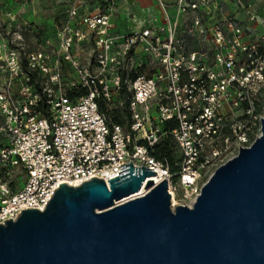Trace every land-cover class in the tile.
I'll return each mask as SVG.
<instances>
[{
  "label": "built area",
  "instance_id": "built-area-1",
  "mask_svg": "<svg viewBox=\"0 0 264 264\" xmlns=\"http://www.w3.org/2000/svg\"><path fill=\"white\" fill-rule=\"evenodd\" d=\"M59 1L35 51L0 42V225L44 211L61 184L108 185L130 162L192 207L203 178L261 135L264 0H155L144 19L130 0ZM121 11L135 22L124 33ZM101 103L130 118L110 123ZM168 136L175 171L155 156Z\"/></svg>",
  "mask_w": 264,
  "mask_h": 264
},
{
  "label": "water",
  "instance_id": "water-1",
  "mask_svg": "<svg viewBox=\"0 0 264 264\" xmlns=\"http://www.w3.org/2000/svg\"><path fill=\"white\" fill-rule=\"evenodd\" d=\"M107 183L61 184L44 211L0 225V264H264L261 135L220 166L192 207L172 206L168 182L121 165Z\"/></svg>",
  "mask_w": 264,
  "mask_h": 264
},
{
  "label": "rangeland",
  "instance_id": "rangeland-1",
  "mask_svg": "<svg viewBox=\"0 0 264 264\" xmlns=\"http://www.w3.org/2000/svg\"><path fill=\"white\" fill-rule=\"evenodd\" d=\"M60 5L59 0H0V42L8 41L13 46L19 43L25 47L26 51H35L34 41L38 37L37 31L40 33L39 38L42 41L54 37L57 15L53 11H56L55 8ZM261 15L264 18V10ZM4 55V52L0 51V56ZM122 99L124 98L122 97ZM107 110L106 114L108 113L110 119L113 118V111H116L118 116L125 120L124 108L120 103H117L113 108H107ZM257 113L260 116L264 114V94ZM215 167L212 169L215 170ZM209 178V175H206L200 182L199 188L203 187ZM174 202L175 206L181 204L179 200H174Z\"/></svg>",
  "mask_w": 264,
  "mask_h": 264
},
{
  "label": "trees",
  "instance_id": "trees-1",
  "mask_svg": "<svg viewBox=\"0 0 264 264\" xmlns=\"http://www.w3.org/2000/svg\"><path fill=\"white\" fill-rule=\"evenodd\" d=\"M85 91L80 92H69V97L74 98L76 96L84 95ZM107 108L104 104L101 103V112L107 117L110 123L112 124H123L125 120H128L130 118V114L128 109L124 108V117L125 120H123L121 117L118 116V113L116 111H113L112 113V119H110L108 116V113L106 114ZM163 131L168 129V124H164L162 126ZM156 158L161 161H166L168 164L172 167L173 171L176 170V162L180 160V155L178 154L177 147L172 140L170 136L166 137L162 143L156 146Z\"/></svg>",
  "mask_w": 264,
  "mask_h": 264
},
{
  "label": "crops",
  "instance_id": "crops-1",
  "mask_svg": "<svg viewBox=\"0 0 264 264\" xmlns=\"http://www.w3.org/2000/svg\"><path fill=\"white\" fill-rule=\"evenodd\" d=\"M172 1V0H167ZM128 7L135 13L137 19H144L149 14L157 10L155 0H130ZM61 5L56 7L53 11L54 14L58 16V13L61 12ZM116 25V31L120 33L126 32L128 28H132L135 25V22L123 11L113 20Z\"/></svg>",
  "mask_w": 264,
  "mask_h": 264
},
{
  "label": "bare ground",
  "instance_id": "bare-ground-1",
  "mask_svg": "<svg viewBox=\"0 0 264 264\" xmlns=\"http://www.w3.org/2000/svg\"><path fill=\"white\" fill-rule=\"evenodd\" d=\"M146 193H147L146 184H144L143 188L141 189V191H140L138 194L133 195V196H131V197L128 198V199H133V198H135V197L142 196V195H144V194H146ZM174 200H175V199H174ZM174 200H173V207H176V206H175L176 203L174 202Z\"/></svg>",
  "mask_w": 264,
  "mask_h": 264
}]
</instances>
